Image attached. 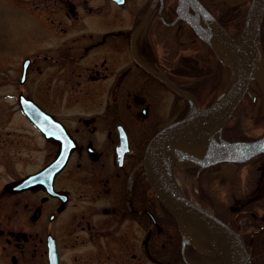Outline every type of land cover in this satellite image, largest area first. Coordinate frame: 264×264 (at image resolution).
<instances>
[{
	"label": "flooded vegetation",
	"instance_id": "af4514ba",
	"mask_svg": "<svg viewBox=\"0 0 264 264\" xmlns=\"http://www.w3.org/2000/svg\"><path fill=\"white\" fill-rule=\"evenodd\" d=\"M100 1L101 6L79 9L92 13L103 31L70 40L68 49L65 46L58 49L57 57L49 47L43 59L50 64L51 61L57 65L66 61L78 64L88 53H100L102 49L103 55H96L90 70L74 71L67 80L63 75L59 85L64 80L75 84L86 80L96 88L101 84L103 93H109L112 98L105 101L100 112L91 115L63 117L49 112L63 124L74 146L52 182L44 177L43 182L33 186L6 191L13 198L12 216L16 221L13 226H0V238L4 241L0 264H224L210 248L181 235L176 221L152 191L143 163L151 137L187 112L188 101L175 90L181 87L176 78L201 74L199 67L194 72L178 70V61L203 63L209 61L211 54L216 56L215 51L196 36L194 28L181 14L178 0H158L135 39L132 34L139 29L152 0H144L135 21L126 27L113 26L110 20L113 12L107 4L112 0ZM69 9L75 14L72 6ZM185 9L198 15L201 26L209 29L205 16L191 6ZM62 14L69 15L65 9ZM66 25L62 23L54 30L48 27L47 36L53 31H63ZM144 28L149 32L141 37ZM114 40L119 43L113 46ZM260 45L264 57V17ZM181 48L188 51L186 55H192L181 54ZM71 49H74L73 55ZM118 49L131 50L132 59L116 58L114 51ZM116 61L121 63L114 66ZM207 65L203 64L202 68ZM50 72L45 91L55 93L53 80L58 72ZM256 83L251 82L235 109L239 117L234 119L235 124L246 117L243 105L250 109L259 102L264 103ZM161 91L170 94L167 119L159 115L155 105L150 107L148 100L150 93L154 92L156 97ZM235 111L219 132L208 138L209 149L220 146L221 140L252 141L264 134L245 137L240 128L228 125L235 118ZM36 130L52 146L51 157L27 174L47 165L60 150V141L49 140ZM227 131L230 135L238 133L240 139L228 137ZM174 167L179 168L184 185L196 197L207 200L213 207L209 209L238 233L251 264H264V151L245 161L225 160L202 165L181 158ZM215 189L217 202L212 197Z\"/></svg>",
	"mask_w": 264,
	"mask_h": 264
},
{
	"label": "rangeland",
	"instance_id": "374dc122",
	"mask_svg": "<svg viewBox=\"0 0 264 264\" xmlns=\"http://www.w3.org/2000/svg\"><path fill=\"white\" fill-rule=\"evenodd\" d=\"M235 1L247 2V0H232V2ZM100 2V0H0V226H13L16 221L12 216L14 215L13 198L6 192V185L42 166L51 157L50 152L52 150V146H48V143L21 112L17 95L21 92L34 99L48 112L63 117L74 114L91 115L100 112L105 101L109 97L112 98L109 93V95L103 93L104 91L100 89L101 84L97 85L96 88L95 85L86 80L81 84L66 83L64 80L63 85H59V82L64 79L63 75L67 80L69 76H73L74 71L87 72L90 70L96 55L100 53L103 55L102 49L99 50L100 53H88L78 64L73 61H66L57 65L53 61L50 64V61L43 59L49 47L55 51L53 54L57 57L58 49L61 48L60 50H62L63 46L68 49L67 43H72L70 40L88 38L87 34L90 32L103 31V26L100 25L101 28L97 25L91 12V14H86L85 11L79 9L84 6H92L93 8L98 5L101 6ZM143 2L144 0H127L123 5H118L112 1L107 3L111 9L110 12H113V16H110L113 26L126 27L128 24L131 26L135 21V14L140 10ZM185 4L186 2L182 3L180 7L183 16H185ZM70 6L74 8L75 14L70 11ZM63 9L69 15L62 14ZM62 23L67 24L63 31H53L51 36H47L48 27L54 30ZM147 32L149 30L144 28L140 36L145 37ZM83 34L86 35L82 36ZM173 39L176 40V37ZM237 42L240 41H234L235 44ZM118 43L117 40H114L112 45ZM118 50V52L114 51L116 58L132 59L131 50ZM179 52L183 55L188 53L185 48ZM70 54H74V49H71ZM219 55L225 61L222 52ZM26 57L33 59V63L29 64L27 77L20 84L19 76L22 61ZM211 60L213 61L212 58ZM200 62L202 63V61ZM119 63L121 62L116 61L114 66ZM207 63L211 62L204 61L202 64ZM207 66L209 67V65ZM190 70L196 71L197 66L190 68ZM49 71L58 72L53 80L56 84L55 93L45 91ZM228 71L227 69L223 75L221 74L223 82H221V87L213 90L215 97H219L229 85L230 72ZM70 80L74 81L72 78ZM226 80H228L227 83ZM186 91L192 94L188 90ZM153 94L154 92L148 95L150 107L155 105L159 110V115H162L163 119H167L170 114V94L167 95L162 91L158 92L156 97ZM182 98L186 99L184 95ZM188 103L186 111L193 109L191 102ZM205 105L197 106L195 100L194 109L197 110L198 107ZM249 108V117L243 119L236 127L241 129L240 133L245 137H257L264 132V104L259 102ZM170 175L178 184L180 191L208 209L213 208L208 205L207 200L196 197L189 187L184 185L185 179L179 168L174 167V163L171 166ZM215 186H218L217 180H215ZM213 193L212 197L217 202V189ZM3 243L4 241L0 238V249Z\"/></svg>",
	"mask_w": 264,
	"mask_h": 264
},
{
	"label": "water",
	"instance_id": "95a60500",
	"mask_svg": "<svg viewBox=\"0 0 264 264\" xmlns=\"http://www.w3.org/2000/svg\"><path fill=\"white\" fill-rule=\"evenodd\" d=\"M118 4L124 0H114ZM158 0H152L141 25L145 23ZM182 0H179L181 3ZM264 16V0H251L245 15L242 38V52L236 56L232 68L235 86L231 94L220 103L214 101L200 110H190L185 116L161 127L149 140L144 152V168L147 181L154 194L175 219L181 235L190 237L200 244L211 247L209 236L215 237L225 248L227 264H251L249 254L236 231L208 209L188 199L179 189L172 186L161 172L157 156L161 149L171 150L174 159L187 158L199 164L219 161H245L264 151V135L249 142H226L209 149L207 138L213 131L222 127L231 116L251 81H256L264 97V57L260 45V27ZM140 25V26H141ZM198 36L212 46L210 40L200 32L199 25L191 23ZM30 62L26 58L22 64L19 82L23 83ZM180 92L179 88H175ZM22 113L49 140L60 141L57 156L40 170L27 175L17 182L7 184L9 191L21 190L43 182L64 165L73 139L63 126L51 114L41 108L33 99L23 93L17 95Z\"/></svg>",
	"mask_w": 264,
	"mask_h": 264
},
{
	"label": "trees",
	"instance_id": "16d2710c",
	"mask_svg": "<svg viewBox=\"0 0 264 264\" xmlns=\"http://www.w3.org/2000/svg\"><path fill=\"white\" fill-rule=\"evenodd\" d=\"M203 6H206L210 12L219 20V22L226 28L230 36L236 37L242 30L243 25V19L244 15L247 10V4L246 2L237 3L238 1H235L233 3H237L235 7H233V3L230 4V2H226L225 0H198ZM240 5V7L238 6ZM229 21V22H227ZM225 22L228 23L225 24ZM213 59V61L211 60ZM209 61L211 63H207L209 65L202 68L203 64L198 61V64L193 61L190 64L186 63L184 60H179V69L178 70H189L190 68H193L195 66L199 67L201 69V74L197 76H189V77H178L176 78V81L178 82L179 86L185 88L190 93H192L198 103L200 105L206 104L209 105L214 99V93L213 90L221 87L223 82V79L221 78V74L225 73L227 71V66L220 63L215 56L212 54L210 55ZM252 107V106H251ZM243 108H245L244 112H246V117H249V110L248 108L243 105ZM236 116L232 120L229 121L228 125H234L235 128L237 124H235L234 119H239L238 117V111H235ZM248 114V115H247ZM245 117V118H246ZM227 125V126H228ZM228 137H235L237 139H240V135L237 133H232L229 135V132L227 131ZM234 138V139H235ZM201 194V187H200Z\"/></svg>",
	"mask_w": 264,
	"mask_h": 264
},
{
	"label": "bare ground",
	"instance_id": "6f19581e",
	"mask_svg": "<svg viewBox=\"0 0 264 264\" xmlns=\"http://www.w3.org/2000/svg\"><path fill=\"white\" fill-rule=\"evenodd\" d=\"M189 1L192 2L193 4H196L194 0H189ZM207 36L211 39V41L214 44L217 45V49L222 52L224 59L226 61H229L233 65L235 62V59L238 56H240L242 52V49H243L242 45L233 43L227 37L224 31L219 26H217L215 23L213 24L212 32ZM234 86H235L234 80L229 82V85L222 92V94L218 97L216 103H220L224 99H226L231 94ZM183 94L187 98V100L191 102V104L193 105V109H194L195 108L194 98L185 92ZM157 160H158L159 168L161 172L167 178L168 182L172 186L178 188V184L170 175V166H171V163L174 161L173 152L171 150L161 149L158 153ZM209 241H210L211 247L215 250V252H217L225 262H227L228 261L227 252L225 248L223 247V245L219 242V240H217L213 236H209Z\"/></svg>",
	"mask_w": 264,
	"mask_h": 264
}]
</instances>
